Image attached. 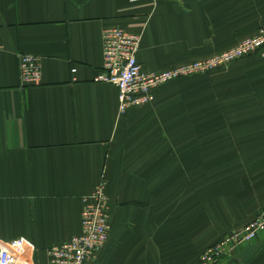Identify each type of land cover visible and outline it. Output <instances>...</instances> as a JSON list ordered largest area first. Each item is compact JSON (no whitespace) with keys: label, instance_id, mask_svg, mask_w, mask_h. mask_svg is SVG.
Masks as SVG:
<instances>
[{"label":"crops","instance_id":"obj_1","mask_svg":"<svg viewBox=\"0 0 264 264\" xmlns=\"http://www.w3.org/2000/svg\"><path fill=\"white\" fill-rule=\"evenodd\" d=\"M263 25L264 0H0V239L46 264L102 181L109 232L94 264H197L264 205V54L119 112L115 87L94 80L100 32L139 34L137 60L158 71ZM18 52L38 58L37 83L19 84ZM214 264H264V231Z\"/></svg>","mask_w":264,"mask_h":264},{"label":"built area","instance_id":"obj_2","mask_svg":"<svg viewBox=\"0 0 264 264\" xmlns=\"http://www.w3.org/2000/svg\"><path fill=\"white\" fill-rule=\"evenodd\" d=\"M100 38L102 62L94 80L115 87L119 112L151 102L155 91L174 79L226 68L233 61L254 53L264 54V25L254 35L242 38L229 49L158 71H144L137 60L139 34L109 26L101 29ZM16 68L19 84L32 85L39 81L40 66L35 55L18 52ZM263 231L264 205L247 223L222 235L202 251L197 264H214ZM108 232L107 196L104 183L99 181L86 195L80 209L79 232L61 243L49 246L45 251L46 264H94L97 252L107 240ZM0 264H32L28 246L23 239H0Z\"/></svg>","mask_w":264,"mask_h":264}]
</instances>
